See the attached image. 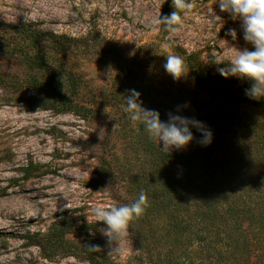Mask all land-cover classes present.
I'll use <instances>...</instances> for the list:
<instances>
[{"label": "rangeland", "instance_id": "rangeland-1", "mask_svg": "<svg viewBox=\"0 0 264 264\" xmlns=\"http://www.w3.org/2000/svg\"><path fill=\"white\" fill-rule=\"evenodd\" d=\"M189 2L193 9L181 13L179 31L168 33L152 21L175 11L172 0H0L1 23L77 41L66 64L81 74L83 91L91 93L76 107L60 110L26 87H0V264H151L133 241L132 222L129 238L116 246L91 211L130 204L127 181L110 163L114 154L136 156L127 144L134 134L124 133L114 112L101 107V93L122 73L111 68L114 64L97 62V53L106 45L116 47L127 61L117 67H133L132 79L142 91L156 95L170 87L172 94L181 90L190 96V77L174 81L163 68L169 52L184 61L194 55L219 76L217 69L229 66L237 50L253 49L240 22L220 12L216 0ZM24 70L17 56L0 50L1 73L22 77ZM129 122L133 128L139 123ZM193 149L190 144L171 151ZM164 256L161 250L158 258ZM191 257L184 264H206Z\"/></svg>", "mask_w": 264, "mask_h": 264}, {"label": "trees", "instance_id": "trees-1", "mask_svg": "<svg viewBox=\"0 0 264 264\" xmlns=\"http://www.w3.org/2000/svg\"><path fill=\"white\" fill-rule=\"evenodd\" d=\"M76 43L0 22V50L26 68L22 77L0 72V87H26L35 98L62 106L58 109L76 107L91 94L83 91L81 74L66 64ZM194 58L185 59L192 84L187 97L181 90L172 94L170 87L156 95L142 91L132 79L133 67H117L127 61L116 47L106 45L97 53V62L115 65L111 68L123 74H115L101 93V107L114 112L124 133L134 134L127 144L136 156L114 154L110 167L127 181L130 204L141 192L147 196L143 214L132 221L133 241L151 264H184L192 255L206 264H264V98L245 95L250 81L213 76ZM130 89L140 92L143 107L158 111L162 120L179 108V114L202 121L213 133L212 143L201 146L193 129L192 151H162L141 123L129 125L123 96ZM161 250L165 256L159 259Z\"/></svg>", "mask_w": 264, "mask_h": 264}, {"label": "clouds", "instance_id": "clouds-1", "mask_svg": "<svg viewBox=\"0 0 264 264\" xmlns=\"http://www.w3.org/2000/svg\"><path fill=\"white\" fill-rule=\"evenodd\" d=\"M222 13H227L233 20H238L241 25L243 39L252 46L253 50L245 48L237 50L235 59L230 65L217 69L225 78L251 82V87L245 89V95L250 99L259 100L264 98V0H216V4ZM175 9L170 15L154 18V25L162 26V30L168 33L179 31L183 23L184 15L191 13L193 4L189 0H172ZM235 40V29L229 33ZM170 48L169 44L163 46ZM166 62L163 68L174 81L186 78L190 72L184 59L176 54L165 55ZM125 98L124 112L132 122H139L149 137L157 142L162 151L170 152L186 149L195 140L193 129L200 133L199 144L209 146L213 141L212 131L202 121L179 114L178 108L175 113L169 112L167 119L162 120L158 111L143 107L141 93L130 89ZM162 144V147H161ZM147 196L141 192L139 197L128 205L109 207L97 206L91 211L96 223H102L106 227L102 229L103 235L111 244L122 246L129 238V226L134 219L139 218L146 207ZM98 249V248H94Z\"/></svg>", "mask_w": 264, "mask_h": 264}]
</instances>
